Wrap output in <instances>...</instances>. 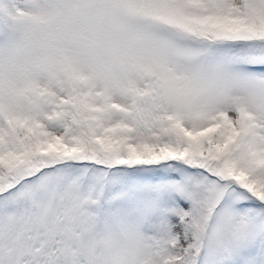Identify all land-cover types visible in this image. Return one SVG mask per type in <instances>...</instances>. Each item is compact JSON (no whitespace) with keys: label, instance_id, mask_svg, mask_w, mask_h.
<instances>
[{"label":"snow or ice","instance_id":"obj_1","mask_svg":"<svg viewBox=\"0 0 264 264\" xmlns=\"http://www.w3.org/2000/svg\"><path fill=\"white\" fill-rule=\"evenodd\" d=\"M0 264H264V0H0Z\"/></svg>","mask_w":264,"mask_h":264}]
</instances>
